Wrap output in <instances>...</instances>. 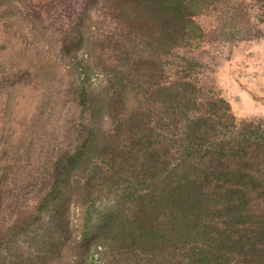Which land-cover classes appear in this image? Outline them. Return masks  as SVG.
Masks as SVG:
<instances>
[{
    "label": "rangeland",
    "instance_id": "1",
    "mask_svg": "<svg viewBox=\"0 0 264 264\" xmlns=\"http://www.w3.org/2000/svg\"><path fill=\"white\" fill-rule=\"evenodd\" d=\"M252 121L264 0H0V264H174L194 211L207 246L215 215L264 210L231 174L183 194Z\"/></svg>",
    "mask_w": 264,
    "mask_h": 264
},
{
    "label": "trees",
    "instance_id": "2",
    "mask_svg": "<svg viewBox=\"0 0 264 264\" xmlns=\"http://www.w3.org/2000/svg\"><path fill=\"white\" fill-rule=\"evenodd\" d=\"M229 120L230 117H227L223 121L225 123ZM240 125L244 142L239 143L236 147L225 148L224 146L220 148L212 157L209 166L197 172L198 179L190 182L183 194L205 188L213 189L218 194L224 188L221 185L223 180L226 183H231L227 180L228 175L231 174L234 185L236 183V186L248 189V184H251L254 187V192L258 193L257 198L264 199V123L252 121L243 122ZM225 165H235L237 173L232 171L221 176L217 175L216 172L221 171ZM236 210L237 213L243 214L245 210H248L246 203L236 206ZM255 214L257 216L254 219L249 216L247 221L243 218L230 220L228 215L226 217L215 215V219L218 220L217 226L207 234L206 230L204 233L205 237L207 236L206 246L192 240L191 235L197 234V228L201 229V225L197 224V219L206 218L208 212L186 213L183 216L184 227L174 226L172 230L174 237L169 242L175 257L174 264H256L245 254L246 249L251 251L264 245V210L260 209ZM39 215L43 216L44 214L40 213ZM172 216H174L173 213ZM20 221L21 219L12 226L14 235L15 231L21 227ZM38 221L33 219L31 223L36 224ZM33 224L27 225L25 221V227L22 229H28ZM244 254L245 258L242 257Z\"/></svg>",
    "mask_w": 264,
    "mask_h": 264
}]
</instances>
